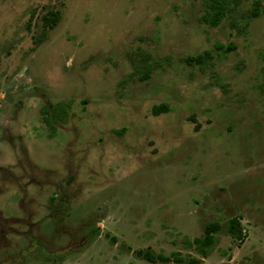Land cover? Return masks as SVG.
<instances>
[{"label": "rangeland", "instance_id": "rangeland-1", "mask_svg": "<svg viewBox=\"0 0 264 264\" xmlns=\"http://www.w3.org/2000/svg\"><path fill=\"white\" fill-rule=\"evenodd\" d=\"M210 1L0 0V264H264V0Z\"/></svg>", "mask_w": 264, "mask_h": 264}, {"label": "trees", "instance_id": "trees-1", "mask_svg": "<svg viewBox=\"0 0 264 264\" xmlns=\"http://www.w3.org/2000/svg\"><path fill=\"white\" fill-rule=\"evenodd\" d=\"M259 1L255 2L254 11L251 13V17H255L257 13L260 11ZM231 2L235 4L239 3L240 0H212L207 4L209 12L202 16V20L212 27H216L221 24L224 18L227 15L228 8ZM193 59V57H191ZM199 62H203L204 57H199L197 59ZM150 70L147 69L142 75V78H149ZM69 104L66 102H60L53 107L55 110V117L60 119L61 121L65 122L68 118V108ZM169 111V107L162 103L159 105H155L152 108V113L154 115H159L162 112ZM222 230V225L220 223H213L208 227L207 234L204 237H196L192 241L189 242L191 246L198 251L202 257H206L214 248L217 243V234L220 233ZM228 232L233 236L235 239H240L242 234L241 229V222L237 218H233L228 223ZM139 255L143 256L144 259H147L151 262H156L157 260L155 257L150 253H145L143 251L138 252ZM164 261L174 260L176 262H182V257L178 256L176 253L172 254V257L161 256L160 257ZM201 261V259L192 258L190 260L191 263H197Z\"/></svg>", "mask_w": 264, "mask_h": 264}]
</instances>
